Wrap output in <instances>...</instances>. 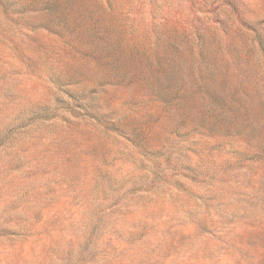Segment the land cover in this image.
<instances>
[{"label": "rangeland", "instance_id": "374dc122", "mask_svg": "<svg viewBox=\"0 0 264 264\" xmlns=\"http://www.w3.org/2000/svg\"><path fill=\"white\" fill-rule=\"evenodd\" d=\"M0 264H264V0H0Z\"/></svg>", "mask_w": 264, "mask_h": 264}]
</instances>
